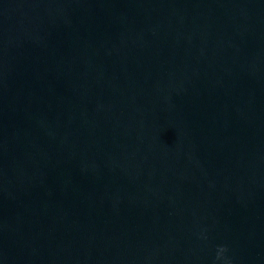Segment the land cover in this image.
Segmentation results:
<instances>
[{
	"label": "clouds",
	"instance_id": "1",
	"mask_svg": "<svg viewBox=\"0 0 264 264\" xmlns=\"http://www.w3.org/2000/svg\"><path fill=\"white\" fill-rule=\"evenodd\" d=\"M220 251H221V252H223V251H224V249H220Z\"/></svg>",
	"mask_w": 264,
	"mask_h": 264
}]
</instances>
